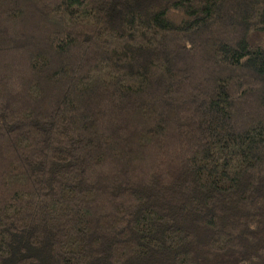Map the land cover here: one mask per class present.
<instances>
[{"label": "trees", "instance_id": "obj_1", "mask_svg": "<svg viewBox=\"0 0 264 264\" xmlns=\"http://www.w3.org/2000/svg\"><path fill=\"white\" fill-rule=\"evenodd\" d=\"M0 264H264V0H0Z\"/></svg>", "mask_w": 264, "mask_h": 264}, {"label": "rangeland", "instance_id": "obj_2", "mask_svg": "<svg viewBox=\"0 0 264 264\" xmlns=\"http://www.w3.org/2000/svg\"><path fill=\"white\" fill-rule=\"evenodd\" d=\"M19 26H17V24H14V25H10L8 26V29L10 31L11 34H14V32L16 31V29L18 28Z\"/></svg>", "mask_w": 264, "mask_h": 264}]
</instances>
